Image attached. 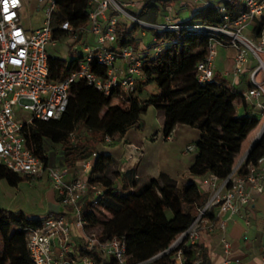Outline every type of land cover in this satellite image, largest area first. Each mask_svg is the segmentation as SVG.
I'll use <instances>...</instances> for the list:
<instances>
[{"label":"trees","instance_id":"1","mask_svg":"<svg viewBox=\"0 0 264 264\" xmlns=\"http://www.w3.org/2000/svg\"><path fill=\"white\" fill-rule=\"evenodd\" d=\"M91 0H54L53 26L67 21L80 41V31L88 29L89 2ZM169 0L162 1L165 7ZM230 12L242 10V5L226 1ZM159 6L145 2L134 18L154 24ZM114 15V14H111ZM220 16L215 5L200 8L188 21L178 26H214ZM145 28L131 21L116 23V46L135 48L137 35ZM155 40L162 43L157 55L140 58L142 78L137 80L134 92L125 102H115V95L104 96L83 80L70 89L68 104L58 120H33L23 128L26 148L48 166L45 141L59 145L60 167L76 169L86 159H92L89 185H96L103 193L98 205H92V193L81 201L84 231L94 233L101 241L118 238L124 241L129 263L149 260L166 250L174 237L188 228L198 216V209L208 195L189 183L179 189L177 183L164 174L157 179L136 177L132 172L120 174L113 170L110 156L98 155L96 146L109 140H120L130 129H141V117L149 107L165 114L162 136L168 137L177 125H185L200 132L195 144L196 157L186 175L195 179L215 176L219 181L231 173L241 153L243 141L256 128L260 112L244 102L237 107L235 101L241 91L224 82L218 74L212 82L201 85L195 78L196 65L207 53L209 37L193 30L158 31L151 29ZM69 34L55 30L52 39ZM83 57H72L69 63L61 59H48V79L62 80L77 70ZM90 70L101 77L106 68L95 62ZM147 87L154 88L148 92ZM79 137L71 142L70 136ZM81 137V138H80ZM264 156V134L246 156L245 162L256 163ZM0 180L16 187L28 177H20L0 165ZM90 199L89 203L85 201ZM85 202V203H84ZM85 204L87 207L85 209ZM169 218L177 222L173 226ZM37 220L26 219L20 213H11L0 207V264H30L24 237L27 228L36 226ZM182 264H209L206 250L199 243H183L179 248ZM163 255L156 264H176ZM100 264H115L113 260Z\"/></svg>","mask_w":264,"mask_h":264},{"label":"built area","instance_id":"2","mask_svg":"<svg viewBox=\"0 0 264 264\" xmlns=\"http://www.w3.org/2000/svg\"><path fill=\"white\" fill-rule=\"evenodd\" d=\"M23 1L0 0V165L31 180L46 176L64 209L62 213L44 215L37 220L36 226L27 228L24 242L30 264H100L110 260L115 264H156L157 259L169 253H173L171 261L182 264L183 256L178 248L183 243L194 245L203 233L216 230L224 234L227 223L235 218L249 225L244 211L255 203L259 194L264 193V156L256 163H247L246 156L243 157L222 181L215 176L199 179L197 186L208 197L198 209L196 219L177 234L163 252L146 261L129 263L123 240L113 238L101 241L94 233L84 231L81 201L89 192L92 193L93 206L103 198L99 187L88 184L96 153L76 169L44 166L42 160L26 148L23 128L33 120H58L68 104L71 86L80 80L104 96L114 94L115 102H125L130 98L137 80L142 78L140 58L157 55L163 44L154 40L142 51L117 47L116 23L120 17L158 31L183 28L207 35L206 56L195 68V78L201 85L215 78L218 50L233 51L232 68L226 74L231 76L229 86L237 88L242 78L247 83L235 104L239 107L244 102L264 117V0H240L242 10L235 17L224 5H217L215 11L220 16L219 23L184 27L169 23L168 18L158 24H147L134 18L125 9L132 8L135 0L123 3L91 0L89 30L94 42L84 47V56L77 70L62 80L48 79L47 48L54 41L52 34L55 30L68 33L72 39L76 38V33L67 21L53 26L54 0H37V10L43 15L42 25L34 30L25 29L21 16ZM110 10L114 15L107 17L106 13ZM118 60L122 62V67L117 66ZM93 62L106 68L104 77L90 70ZM262 131L264 126L260 134ZM70 140L74 143L75 137L71 135ZM105 141L109 139L105 138ZM192 149L188 146L185 151ZM74 230L81 239L78 254L71 242ZM220 244L224 256L228 258L231 250L229 242L221 237ZM227 262L228 259L223 264ZM258 264H264V246L258 256Z\"/></svg>","mask_w":264,"mask_h":264},{"label":"crops","instance_id":"3","mask_svg":"<svg viewBox=\"0 0 264 264\" xmlns=\"http://www.w3.org/2000/svg\"><path fill=\"white\" fill-rule=\"evenodd\" d=\"M116 1L118 3H123L126 0ZM162 1L166 0H135V5L128 9V11L137 12L145 2H152L161 8L156 14L154 24L163 23L165 18H168L169 23L179 25L188 21L200 8H203L206 3L217 6L224 5V3L228 1L241 5L239 0H198L197 2H191L190 0H169V3L163 8L160 7ZM236 11L237 10H232V17L237 15ZM111 14H113L111 10L106 13L107 17ZM120 19L121 18H119L118 21ZM89 28L79 32L81 37L80 41L73 48H70V46L74 39L71 44H68L71 38L70 35L66 37L58 36L48 48L57 47L60 43L66 44V54L68 58L63 56L53 57L50 55H48V58L61 59L69 63L72 57H83L84 47L92 45L94 42ZM154 40L155 38L152 31H141L137 35L135 48L142 51L150 46ZM227 51L226 49L218 50L216 74L223 79L228 78L231 80V76L226 75L232 68V58H227ZM117 66L122 67V62L120 60L117 61ZM246 84V81L242 80L237 88L242 91L246 89ZM152 92H154L153 88ZM164 118L165 114L163 111L149 107L146 113L141 117V129H130L118 141L110 139L109 141L98 144L96 146L97 154L110 156L114 162L111 168L120 174L132 172L136 177L150 179H157L160 174H164L174 180L179 189L189 183L197 185L199 179L187 176L186 172L191 167L196 157L195 144L200 137V132L185 125H177L171 130L168 137H163L162 128ZM259 133L260 131L257 132L254 139L251 141L249 148L257 139ZM245 141L246 139L243 141L242 147ZM188 146L193 148L192 151H185ZM249 148L245 150L246 153L244 157ZM75 175L76 173H74V176ZM43 178L44 177L41 179ZM44 179L50 186L48 178L45 177ZM29 181H31V179ZM50 193L51 200L46 214L64 212L52 188ZM244 216L249 221L248 226H246L241 219L235 218L227 223L224 234L216 230L212 233H203L201 235L198 243L207 251L209 264H223L226 259H228L227 264H258V256L262 246H264V193L256 197L255 203L244 211ZM29 220L38 219L30 218ZM221 237H224L231 246L228 258L223 254V249L220 244ZM71 242L74 252L78 254L81 239L75 230L73 231Z\"/></svg>","mask_w":264,"mask_h":264},{"label":"rangeland","instance_id":"4","mask_svg":"<svg viewBox=\"0 0 264 264\" xmlns=\"http://www.w3.org/2000/svg\"><path fill=\"white\" fill-rule=\"evenodd\" d=\"M37 8H38L37 0L23 1L21 16H22V23L25 29H37L41 27L43 15L42 12L37 10ZM125 11L129 14L128 10L125 9ZM120 18H121L120 20L122 21L127 20L124 17H120ZM144 28L145 31L151 30L148 27H144ZM72 40L73 39L70 38V42H68V44H71ZM66 49H67L66 44L60 43L57 45V47L48 48L47 54L53 57L63 56L65 58H68L66 54ZM226 55L227 58H233L234 53L233 51L228 50ZM244 79L245 78H242V80ZM230 81L231 80L228 78L224 79V82L227 85L231 84ZM146 89L149 93L152 92L151 87H147ZM154 90L155 89L153 88V91ZM17 113L18 114L20 113L19 110H17ZM17 118L20 117L18 116ZM262 126H264V117H261L260 115L258 125L247 136L246 141L242 147V152L240 153L239 157L236 159L234 166L244 157V154L246 153L245 150L249 148L251 141L254 139L257 132L261 130ZM78 139L79 137H75V140ZM44 147H45L46 155L48 156V167L53 168L56 166H60L62 156L60 153L59 145L52 144L49 141H45ZM45 177L46 176H44V178ZM44 178L41 180L32 179L31 181H22L16 187L9 186L5 180H0V207L14 214L20 213L26 219L42 218L44 215H46V212L48 210V205L50 204V200H51V193H50L51 187L49 186V184L46 183ZM85 202L89 203L90 199H87ZM86 207L87 204H85V209ZM169 222L173 226L179 225L177 222H175L170 218H169ZM1 245L2 244L0 239V249H1Z\"/></svg>","mask_w":264,"mask_h":264},{"label":"water","instance_id":"5","mask_svg":"<svg viewBox=\"0 0 264 264\" xmlns=\"http://www.w3.org/2000/svg\"><path fill=\"white\" fill-rule=\"evenodd\" d=\"M262 134H264V131L261 132V134L258 136V138L254 141V143L250 146L249 150L247 151L246 156L248 155V153L250 152V150L253 148V146L256 144V142L260 139V137L262 136Z\"/></svg>","mask_w":264,"mask_h":264}]
</instances>
